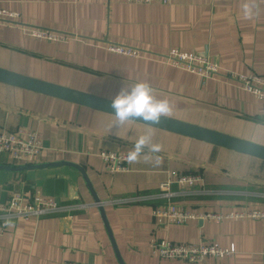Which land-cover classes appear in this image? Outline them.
I'll return each mask as SVG.
<instances>
[{
  "label": "crops",
  "instance_id": "0c3cea01",
  "mask_svg": "<svg viewBox=\"0 0 264 264\" xmlns=\"http://www.w3.org/2000/svg\"><path fill=\"white\" fill-rule=\"evenodd\" d=\"M0 10L17 15L14 25L0 24V69L109 101L144 81L156 99L169 102L163 117L264 147V103L225 79L228 73L264 78V0H0ZM26 28L66 40L35 39ZM110 44L140 55L109 53ZM173 49L207 54L219 74L202 83L166 64ZM111 115L0 82V133L24 127L43 145L32 168L0 153V206L15 194L28 201L39 193L68 209L8 218L0 264H187L159 259L151 241L234 247L231 257L203 264H264L263 221L176 226L157 224L151 214L169 203L196 214L264 211V161L137 122L117 130ZM142 134L149 143L130 158L128 170L106 171L98 153L130 157ZM174 175L199 181L173 185L167 201L159 185Z\"/></svg>",
  "mask_w": 264,
  "mask_h": 264
},
{
  "label": "built area",
  "instance_id": "2783aa9c",
  "mask_svg": "<svg viewBox=\"0 0 264 264\" xmlns=\"http://www.w3.org/2000/svg\"><path fill=\"white\" fill-rule=\"evenodd\" d=\"M127 2L135 5H168L170 0H127ZM15 18H17V15L0 10V24L14 25L13 20ZM22 30L30 37L43 41L63 42L66 40V36L53 31L39 28H26ZM107 51L112 54L131 58H138L140 55L138 50L116 44L108 45ZM165 63L198 76L202 83L219 74L217 65L210 60L207 54L198 55L173 49L165 56ZM225 79L237 89L250 94L264 103L263 77L254 74L241 75L228 73ZM42 150L43 145L37 134L24 127L18 128L13 133H0V153L8 155L17 163L23 165L33 163L34 159ZM97 156L103 163L105 170L110 173H123L128 170L130 157L125 153L101 151ZM198 181V175H174L171 180H167L159 185L160 194L168 201L173 197L171 191L173 185L193 187L194 183ZM64 211H68V209L60 205L57 201L43 197L39 193L32 195L28 201H23L20 194H15L7 203L0 206V237L5 231L8 218L27 219L29 217L58 214ZM151 214L157 224L165 223L176 226L195 220L219 222L224 219H249L264 222V211L244 210L241 212H232L227 215L213 213L196 214L170 203L154 208ZM150 247L153 253L161 260L182 261L187 264H203L207 259L222 260L231 257L235 252L233 246L220 248L211 243L193 245L174 244L168 241H151ZM64 264L80 263L66 262Z\"/></svg>",
  "mask_w": 264,
  "mask_h": 264
},
{
  "label": "water",
  "instance_id": "95a60500",
  "mask_svg": "<svg viewBox=\"0 0 264 264\" xmlns=\"http://www.w3.org/2000/svg\"><path fill=\"white\" fill-rule=\"evenodd\" d=\"M0 82L21 89H25L43 95H47L50 97H54L57 99H61L74 104L82 105L105 113H109V114L113 113V109L110 107L111 101L109 100L83 94L78 91L52 85L28 77H24L3 69H0ZM137 123L144 124L143 122H137ZM151 127L158 128L191 139L199 140L220 148H224L230 151H235L237 153L264 161L263 146L251 142L243 141L237 138H233L225 134H221L201 127L192 126L163 116L161 117L158 124L151 125ZM23 167L32 168V165H25ZM69 199L71 201L75 200L76 199L75 193H72ZM94 206H100V203L96 202ZM109 237L111 244L114 248V251L116 252V255L118 257L116 248L114 246L110 234ZM118 261L120 262V260ZM120 264L122 263L120 262Z\"/></svg>",
  "mask_w": 264,
  "mask_h": 264
},
{
  "label": "clouds",
  "instance_id": "9594fccd",
  "mask_svg": "<svg viewBox=\"0 0 264 264\" xmlns=\"http://www.w3.org/2000/svg\"><path fill=\"white\" fill-rule=\"evenodd\" d=\"M110 107L113 109L112 127L121 130L131 122H143L147 125H156L162 116L170 112V105L166 99H156L151 86L138 81L131 86H125L112 98ZM150 137L147 134L139 135L130 153V158L135 156L142 148L149 143ZM155 145L152 146L156 150Z\"/></svg>",
  "mask_w": 264,
  "mask_h": 264
}]
</instances>
